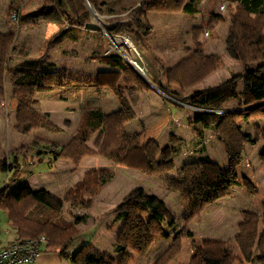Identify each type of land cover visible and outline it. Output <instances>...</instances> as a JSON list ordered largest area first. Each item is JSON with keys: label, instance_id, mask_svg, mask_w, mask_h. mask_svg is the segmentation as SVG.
I'll use <instances>...</instances> for the list:
<instances>
[{"label": "trees", "instance_id": "trees-1", "mask_svg": "<svg viewBox=\"0 0 264 264\" xmlns=\"http://www.w3.org/2000/svg\"><path fill=\"white\" fill-rule=\"evenodd\" d=\"M229 1L235 6L229 24L231 47L234 58L242 67V75L213 87L195 90L184 97L178 96L170 88L175 87L183 94L224 68V62L219 56L201 53L203 45L199 39L203 26L192 29L194 52L185 59L170 68H164L161 59L153 57L158 65L157 80L153 87L116 55L98 58L100 63L112 68L108 72L86 73L57 68L52 63L44 69L10 66L9 59L15 47L16 35L0 32V98L5 97V84L8 80L11 84V98L16 101L15 131L18 134L28 135L35 130L51 133L60 131L48 114L36 110L38 102L35 95L39 92L72 85L94 86L108 89L119 104V109L111 113H104L100 108L83 110L75 133L65 145L58 147L34 138L30 145L17 148L0 159V177L5 175L6 179L13 172L12 179H4L0 188V210L7 214L15 233L14 242L44 236L48 240L46 249L54 250L68 264H133L135 259L127 250L143 258L157 237L170 238L171 243L154 264H170L179 256L182 242L194 236L187 228L188 224L206 208L226 198L236 183V173L220 168L208 157L185 162L178 177L164 178L165 188L180 197L183 226L179 229L173 228L175 217L172 211L155 196L147 195L143 189L136 188L121 200L112 210L115 222H121L115 239L116 256L104 254L90 244H83L74 254L68 253L69 246L78 235L75 223L66 221L51 206L49 194L45 190L32 191L21 187L18 182L17 187L8 191V184L17 177L23 166L46 163L48 169H51L59 161L78 166L87 157H100L146 175L172 172L175 164L171 150H163L154 139L142 142L143 128L139 133L126 130V126L136 119V114L125 91L146 93L156 89L170 99L190 107L192 115L188 117L187 124L193 133L213 130L227 156L234 162L240 161L245 146L256 144L249 133L242 131L240 124L264 118V0ZM42 2L43 6L35 17L54 14L69 27L77 29H84L86 24L91 23L88 5L98 14H101L103 6L102 0ZM194 11L192 0L143 1L128 21L109 25L107 30L111 34L133 36L136 44L149 52V13L179 14ZM223 21L221 15H210L206 27L213 30ZM239 82L243 84L240 92ZM231 100H235L238 107L225 111L224 107ZM97 133L103 138L100 147L94 151L87 143ZM113 178L114 174L106 170L89 171L83 175L80 183L63 196V202L75 209L90 210L94 197ZM240 216L238 232L233 241L241 259L233 257L225 243L205 240L194 249L188 264H241L250 263L253 259L257 264H264V208L260 214L243 211ZM77 220L82 222L85 217Z\"/></svg>", "mask_w": 264, "mask_h": 264}, {"label": "rangeland", "instance_id": "rangeland-1", "mask_svg": "<svg viewBox=\"0 0 264 264\" xmlns=\"http://www.w3.org/2000/svg\"><path fill=\"white\" fill-rule=\"evenodd\" d=\"M143 1L149 0H102L101 14L96 13L88 5L91 23L99 26V23L94 19V14L106 28L115 23L126 22ZM192 2L196 10L193 13L151 12L148 14L147 18L151 25V31L147 37L149 52L137 45L133 36L119 34L128 36L141 53L147 72L146 77H143L145 80H143L153 87L158 72V65L153 57L161 59L164 68H170L194 52L191 40L192 29L197 26L204 27L199 39V43L203 45L201 53L219 56L224 62V68L183 94H180L175 87H171L170 90L180 97L187 96L197 89L219 85L228 79L240 78L242 75V67L234 58L235 55L231 47L232 34L229 30L230 16L233 14L235 6L230 4L229 0H192ZM42 6V0H0V32L16 35L15 47L11 51L9 59L10 66H14L27 55H34L33 53L38 51L36 56L38 60L44 59L47 62H53L57 68H77L87 73L109 70L110 67L98 61L100 56L105 55L109 42L102 26L99 31L81 30L75 32L62 20L66 34L63 35L58 31L47 36L44 29L46 18L35 17ZM12 14L17 15V24L12 22ZM210 15H221L224 18V21L216 25L213 30L206 27ZM50 17L56 18L57 16L52 14ZM206 31L208 36L205 35ZM186 48L190 52L186 51ZM32 55L30 58H33ZM72 60H75V64H70ZM86 63L88 64L86 65ZM10 86V82L6 80L5 97L0 98V159L17 148L30 145L34 138L42 139L58 147L65 145L70 140L77 129L80 115L76 124L74 121L75 125L61 123L64 126V131L50 119L60 129L59 132L35 130L28 135L18 134L15 131V110L10 109V100L12 99ZM241 90H243V84L239 82L238 91ZM105 91L104 101H107V106L104 110L106 113H110L115 108L113 105L110 106V100L114 105L119 104L109 90L105 89ZM155 91L146 93L125 91V96L136 114V119L130 122L126 129L129 133H139L143 128L142 142L149 138L154 139L163 150H171L175 164L172 172L164 175H146L100 157H87L100 158L109 164L107 168L100 166L89 171L100 169L114 174L115 179L113 178L106 184L96 196L98 209L99 202L102 204L104 201L106 210L103 212L93 210L96 197L93 199V206L90 210L75 209L63 202V196L81 182L83 177L81 171L75 174L73 172L86 158L78 166L65 161L55 163L51 169H48L46 163L23 166L17 177L8 184V191L18 186L16 181L24 180L37 191L46 190L51 193V196L48 197L51 206L59 211L66 221L75 223L78 232L68 248V253L74 254L83 244H90L104 254L116 256L114 252L115 239L121 222H115L112 210L121 200L132 190L141 188L147 195H153L161 200L172 211L175 217L173 228L174 230L179 229L183 226L180 197L177 193L165 188L164 178L178 177L180 168L185 162L199 157H208L220 168L236 173V183L230 188L226 198L206 208L202 214L188 224L187 228L195 235L192 239L182 242L179 256L170 264H188L194 249L199 247L202 241L208 239L225 243L233 257L241 259L233 241L241 221L240 214L243 211L260 214L264 208V118L252 119L240 124L242 131L249 133L256 144L255 147L246 145L241 160L234 162L227 156L223 144L216 138L213 130L203 132L198 130V133H193L192 128L187 124L188 117L192 115L190 107L170 99L156 89ZM90 98L91 96H88V99ZM237 107L238 103L231 100L226 104L224 110L231 111ZM102 138L100 133L95 134L88 141V147L92 149L97 146L98 149ZM98 142H100L99 145ZM204 146L206 152L203 149ZM26 170L33 172V177L27 179ZM12 177L13 172H10L7 178L10 180ZM4 179L5 175L0 177V188ZM84 217L85 220H81L82 222L77 220V218ZM167 230L171 233L169 229ZM14 236L15 233L9 225L7 214L0 210V242L6 243ZM170 243V238L157 237L143 258L135 256L129 250L127 253L135 259L133 264H154L155 260L170 246ZM42 252L35 264H68L54 250L43 249ZM255 256L256 253H254ZM241 264L257 263L253 259L250 263Z\"/></svg>", "mask_w": 264, "mask_h": 264}, {"label": "crops", "instance_id": "crops-1", "mask_svg": "<svg viewBox=\"0 0 264 264\" xmlns=\"http://www.w3.org/2000/svg\"><path fill=\"white\" fill-rule=\"evenodd\" d=\"M45 18L46 19H45L44 29L46 31L47 36L52 35L58 31L61 32V34H63V35L66 34L65 33L66 30L64 29V26H63V21L59 17H56V18L45 17ZM47 18H49V19H47ZM71 30H73L75 32L81 31V30L87 31L85 29H76V28H72ZM72 40L75 41L74 38H72ZM33 54L34 55L31 54L33 56V58H30L31 55H27L25 58L20 60L18 63L14 64V66L31 68V69H44L48 66V64H50V63L54 64L53 62H47L44 59L38 60L36 58L38 51L33 53ZM70 62H71L70 64H75V60H72ZM87 64L88 63H86V65ZM65 69L78 70L77 68L76 69L65 68ZM110 70H112V68H109V70H104L102 72H106V71L108 72ZM78 71H81V70H78ZM113 71H116V70H113ZM105 89L106 88L98 89L97 87H94V86H75V85H72V86L63 87V88H54V89H52L50 91H46V92H39V93H36V95H35V98L38 102V106L36 107V110L39 113L48 114L50 119L53 122H55L64 131V126L61 123H65V125H71V124H74V121H75V124H76V121L79 118L80 113L85 109L100 108L104 113H106L104 110L105 107L107 106V104H106L107 101H104V98L106 95ZM197 90H199V89H197ZM88 96H91V98L88 99ZM111 105H113L115 107L112 112L119 109V105H114L113 101L110 100V106ZM15 108H16V102H15V100L11 99L10 100V109L14 111ZM144 128H145V126H144ZM62 130H61V132H63ZM201 131L203 132L206 130H201ZM171 134L174 135V133H171ZM99 143L100 142H98V145H99ZM202 143L204 144V141H202ZM92 149L96 150L97 146H94V148L92 147ZM203 149L206 152L205 146ZM252 156H254V155L252 154ZM102 160L103 159H100V158H86L81 162V164L78 168H75L74 172L72 170L71 171L74 174L77 173L78 171H81V176H83L89 170L95 169V167L104 166L107 168L109 166V164L106 163L105 160H103V161ZM250 167H251V170H253V167L251 165H250ZM26 173L28 174L27 179H30L34 175V173L29 171V170H26ZM18 182H19V185L21 187H27L32 191H37V190L33 189L30 185H28V183L25 182L24 180L16 181V183H18ZM46 192L49 193V195L51 196V193L49 191H46ZM100 201H102V200H100ZM97 202H98V200L96 197L94 199L93 210H98L100 212H103L104 210H106V209H104V204H103L104 201L102 204H101V202H99V209H98L97 204H96ZM191 232L195 235V233L193 231H191ZM14 240H15V236L13 238H11V240L6 242V243L0 242V248H5V247L9 246L11 243L14 242Z\"/></svg>", "mask_w": 264, "mask_h": 264}, {"label": "built area", "instance_id": "built-area-1", "mask_svg": "<svg viewBox=\"0 0 264 264\" xmlns=\"http://www.w3.org/2000/svg\"><path fill=\"white\" fill-rule=\"evenodd\" d=\"M94 19L100 26L107 30L106 26L101 23L100 19L95 14ZM11 20L13 23L17 24V15L12 14ZM105 35L109 41L105 55L118 56L144 79L143 77H146L147 72L143 65L144 61L142 55L136 49L130 38L128 36L111 34L108 30ZM205 35L208 36L207 31ZM217 113H221V111ZM47 245L48 240L44 236H40L37 239H25L13 242L5 248H0V264H35Z\"/></svg>", "mask_w": 264, "mask_h": 264}, {"label": "water", "instance_id": "water-1", "mask_svg": "<svg viewBox=\"0 0 264 264\" xmlns=\"http://www.w3.org/2000/svg\"><path fill=\"white\" fill-rule=\"evenodd\" d=\"M84 29L87 30V31H99V30H101L100 24L98 26V25H96L94 23H88V24H86L85 27H84ZM103 30L105 31V33H107V30L106 29L103 28Z\"/></svg>", "mask_w": 264, "mask_h": 264}]
</instances>
